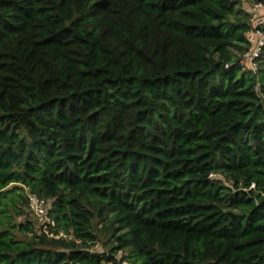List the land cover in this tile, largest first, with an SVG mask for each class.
Returning <instances> with one entry per match:
<instances>
[{
    "label": "trees",
    "instance_id": "obj_1",
    "mask_svg": "<svg viewBox=\"0 0 264 264\" xmlns=\"http://www.w3.org/2000/svg\"><path fill=\"white\" fill-rule=\"evenodd\" d=\"M250 28L239 0H0V264H264Z\"/></svg>",
    "mask_w": 264,
    "mask_h": 264
},
{
    "label": "built area",
    "instance_id": "obj_2",
    "mask_svg": "<svg viewBox=\"0 0 264 264\" xmlns=\"http://www.w3.org/2000/svg\"><path fill=\"white\" fill-rule=\"evenodd\" d=\"M241 8L244 13L249 15L250 31L246 35L247 42L249 44L248 50H246L239 59V66L242 71H248L253 74L257 73V60L261 56L262 49L264 47V0H239ZM225 68H229L225 65ZM27 203L25 206L26 211L30 218H32L35 224V230L38 234L46 236L49 239H64L71 241L73 238L62 231L56 232L55 222L49 214L50 211V199L39 198L36 194L31 193L29 190H25ZM79 243V241H76ZM98 244H95L92 248L93 253L103 254L102 251H98ZM122 254L120 251L117 256ZM118 259V257H116ZM123 264H126L123 262Z\"/></svg>",
    "mask_w": 264,
    "mask_h": 264
},
{
    "label": "rangeland",
    "instance_id": "obj_3",
    "mask_svg": "<svg viewBox=\"0 0 264 264\" xmlns=\"http://www.w3.org/2000/svg\"><path fill=\"white\" fill-rule=\"evenodd\" d=\"M23 210H24V213L26 214L25 207L23 208ZM23 219H24V216L17 218V220H23ZM29 219L31 221H33L32 218L29 217ZM98 228H99V226H98ZM98 242H99L98 243L99 248L97 249L98 251L109 252L111 245L108 242V238H107L106 234H104V233L99 234V241ZM117 257H119V256H117ZM108 264H112V263L109 262Z\"/></svg>",
    "mask_w": 264,
    "mask_h": 264
}]
</instances>
